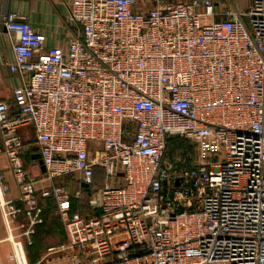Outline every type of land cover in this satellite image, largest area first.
I'll return each mask as SVG.
<instances>
[{
	"label": "built area",
	"instance_id": "1",
	"mask_svg": "<svg viewBox=\"0 0 264 264\" xmlns=\"http://www.w3.org/2000/svg\"><path fill=\"white\" fill-rule=\"evenodd\" d=\"M217 3L71 0L70 38L50 49L22 15H0L20 79L12 104L0 99V154L19 191L0 199L11 264H21L15 243L25 257L44 223L42 198L65 237L44 259L264 264V0ZM170 137L193 144L195 159L168 162ZM94 168L103 185L87 202L57 181L95 188Z\"/></svg>",
	"mask_w": 264,
	"mask_h": 264
},
{
	"label": "crops",
	"instance_id": "2",
	"mask_svg": "<svg viewBox=\"0 0 264 264\" xmlns=\"http://www.w3.org/2000/svg\"><path fill=\"white\" fill-rule=\"evenodd\" d=\"M70 2L71 0H0V15L5 12H15L20 16L22 15L33 28L45 34V45L50 49L52 46H65L70 38L71 28L64 22L67 14H69ZM228 2L238 6L242 3V0H218L217 7L222 8L227 5ZM138 6L140 8H149L153 6V3L151 1H140ZM12 41L13 36L8 34L5 27L0 23V99L6 100L10 105L12 104V88L20 82L19 76L10 72L7 66L8 62L13 61ZM11 108H13V106H11ZM19 133L23 139L22 158L25 168L33 175L41 173L42 166L39 162L40 160L32 128L30 126H23L19 129ZM5 187H7V189L2 194V190ZM0 191V199H16L19 194L12 172L9 169L8 160L2 153L0 154ZM0 220L5 230V232L1 231L2 235H0V264H11L7 257L11 249L10 243L6 239L8 230L1 211ZM62 232L63 236L61 238L63 240L64 231ZM37 235L38 233H35V239L38 238ZM57 243L60 244V242ZM25 247L26 245L24 246V250ZM44 255H41L40 258L38 257L39 259H36L32 264H67L62 262V260H54L52 257L44 259Z\"/></svg>",
	"mask_w": 264,
	"mask_h": 264
},
{
	"label": "trees",
	"instance_id": "3",
	"mask_svg": "<svg viewBox=\"0 0 264 264\" xmlns=\"http://www.w3.org/2000/svg\"><path fill=\"white\" fill-rule=\"evenodd\" d=\"M167 146L168 147H166L164 158L168 160V162H173V164L176 165V168H180V163L178 159L180 160L185 159V162H186L189 160L190 161L194 160L196 157L195 147L193 146V144H191L189 141L181 137H170L167 141ZM176 172L178 173L179 171L177 170ZM93 175H94L93 181L95 183V188L86 187V186L78 184L77 182H72L68 178V176L64 178H60L57 181L64 183V184H69L72 190H79L81 193L80 201L84 202L85 201L83 200L84 195L86 197H89V195L92 192H96V190L99 189L103 185V177H102L101 169L94 168ZM40 201L43 204V222L44 223H42L40 226L37 227L36 233L43 232L45 235H48L49 233H46L48 232L47 229H43V228H49L50 227L49 224L50 225L53 224L54 227H60L61 223L58 222L59 218L56 213V209H55L56 206L54 205L53 200L51 198H42L40 199ZM61 229H62V225H61ZM45 235L43 236L45 237ZM40 237L42 238L41 233H40ZM36 239L34 237L33 244L25 247V249H27L28 251L27 252L28 254H29V250L34 251V249H37L38 243ZM64 239L63 240L61 239L59 242L60 243L61 241L63 242ZM36 258H37V255L29 256L30 263L34 262Z\"/></svg>",
	"mask_w": 264,
	"mask_h": 264
},
{
	"label": "rangeland",
	"instance_id": "4",
	"mask_svg": "<svg viewBox=\"0 0 264 264\" xmlns=\"http://www.w3.org/2000/svg\"><path fill=\"white\" fill-rule=\"evenodd\" d=\"M249 1L250 0H242V3L238 5L239 8H246ZM90 196H91V194L89 195V197ZM83 197H84L83 200H85L84 202H87L89 197H86L85 195ZM84 202H82V203H84ZM58 222H60L59 219H58ZM40 225H38V226H40ZM3 226L4 225H3L2 221L0 220V235H2L1 231L5 232ZM49 226H50L49 228H43V229H47L48 232H46V233H49L48 235H45L43 232H40L42 238L41 237L39 238L40 233L38 232V235H37L38 238L36 239L37 243H38L37 249H34V251L29 250V254L27 253L28 252L27 249L24 250L26 253L25 257H26L27 264H32L29 261V256L37 255L36 259H39L41 255H44V253L46 252V248L48 246L55 245V244H57V242H59L62 239L61 237L63 236V232H62L63 230H61V225H60V227H54L53 224H51V225L49 224ZM37 227H36L35 233L37 232ZM15 233H17V230L15 231ZM43 235H45V237ZM33 240H34V236H33Z\"/></svg>",
	"mask_w": 264,
	"mask_h": 264
},
{
	"label": "bare ground",
	"instance_id": "5",
	"mask_svg": "<svg viewBox=\"0 0 264 264\" xmlns=\"http://www.w3.org/2000/svg\"><path fill=\"white\" fill-rule=\"evenodd\" d=\"M0 195H1V191H0ZM16 245V249H17V254H18V257H19V260H20V263L21 264H24L25 263V257H24V253L23 251L21 250V248L19 247V244L15 243Z\"/></svg>",
	"mask_w": 264,
	"mask_h": 264
},
{
	"label": "water",
	"instance_id": "6",
	"mask_svg": "<svg viewBox=\"0 0 264 264\" xmlns=\"http://www.w3.org/2000/svg\"><path fill=\"white\" fill-rule=\"evenodd\" d=\"M40 162V164H41V161H39ZM42 170H43V168H42Z\"/></svg>",
	"mask_w": 264,
	"mask_h": 264
}]
</instances>
